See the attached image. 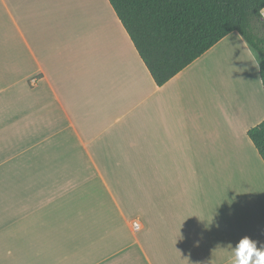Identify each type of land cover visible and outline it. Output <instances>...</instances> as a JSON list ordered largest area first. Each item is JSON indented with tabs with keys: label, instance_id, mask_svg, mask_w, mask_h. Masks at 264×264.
<instances>
[{
	"label": "crops",
	"instance_id": "1",
	"mask_svg": "<svg viewBox=\"0 0 264 264\" xmlns=\"http://www.w3.org/2000/svg\"><path fill=\"white\" fill-rule=\"evenodd\" d=\"M263 119L235 31L157 86L108 0H0V264H230Z\"/></svg>",
	"mask_w": 264,
	"mask_h": 264
},
{
	"label": "trees",
	"instance_id": "2",
	"mask_svg": "<svg viewBox=\"0 0 264 264\" xmlns=\"http://www.w3.org/2000/svg\"><path fill=\"white\" fill-rule=\"evenodd\" d=\"M161 86L231 32L259 58L264 89V0H108ZM264 162V119L247 130Z\"/></svg>",
	"mask_w": 264,
	"mask_h": 264
},
{
	"label": "clouds",
	"instance_id": "3",
	"mask_svg": "<svg viewBox=\"0 0 264 264\" xmlns=\"http://www.w3.org/2000/svg\"><path fill=\"white\" fill-rule=\"evenodd\" d=\"M230 264H264V245L257 247V242L244 236L233 248Z\"/></svg>",
	"mask_w": 264,
	"mask_h": 264
},
{
	"label": "built area",
	"instance_id": "4",
	"mask_svg": "<svg viewBox=\"0 0 264 264\" xmlns=\"http://www.w3.org/2000/svg\"><path fill=\"white\" fill-rule=\"evenodd\" d=\"M133 226H134L135 228H137V227H138V224H137L136 222H133Z\"/></svg>",
	"mask_w": 264,
	"mask_h": 264
}]
</instances>
